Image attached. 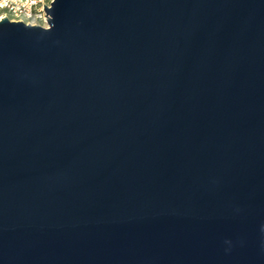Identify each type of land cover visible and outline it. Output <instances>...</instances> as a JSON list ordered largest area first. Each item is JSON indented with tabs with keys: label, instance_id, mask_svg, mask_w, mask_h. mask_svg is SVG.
Here are the masks:
<instances>
[{
	"label": "water",
	"instance_id": "water-1",
	"mask_svg": "<svg viewBox=\"0 0 264 264\" xmlns=\"http://www.w3.org/2000/svg\"><path fill=\"white\" fill-rule=\"evenodd\" d=\"M45 10L0 21V264H264V0Z\"/></svg>",
	"mask_w": 264,
	"mask_h": 264
},
{
	"label": "built area",
	"instance_id": "built-area-1",
	"mask_svg": "<svg viewBox=\"0 0 264 264\" xmlns=\"http://www.w3.org/2000/svg\"><path fill=\"white\" fill-rule=\"evenodd\" d=\"M53 2L54 0H0V21L8 18L12 22L49 28V15L45 6L50 9Z\"/></svg>",
	"mask_w": 264,
	"mask_h": 264
}]
</instances>
